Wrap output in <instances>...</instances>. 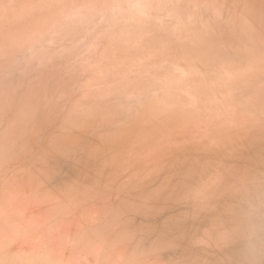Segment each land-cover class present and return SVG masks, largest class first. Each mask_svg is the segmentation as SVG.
<instances>
[{"label": "clouds", "instance_id": "obj_1", "mask_svg": "<svg viewBox=\"0 0 264 264\" xmlns=\"http://www.w3.org/2000/svg\"><path fill=\"white\" fill-rule=\"evenodd\" d=\"M0 264H264V0H0Z\"/></svg>", "mask_w": 264, "mask_h": 264}]
</instances>
